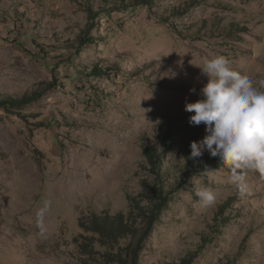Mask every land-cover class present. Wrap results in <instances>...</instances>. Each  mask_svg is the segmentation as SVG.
Masks as SVG:
<instances>
[{
    "label": "rangeland",
    "instance_id": "rangeland-1",
    "mask_svg": "<svg viewBox=\"0 0 264 264\" xmlns=\"http://www.w3.org/2000/svg\"><path fill=\"white\" fill-rule=\"evenodd\" d=\"M217 55L260 87L264 0H0V99L40 93L0 107V264H118L81 253V218L128 212L158 179L170 199L140 264H264V176L241 195L219 157L190 158L206 126L185 104Z\"/></svg>",
    "mask_w": 264,
    "mask_h": 264
},
{
    "label": "clouds",
    "instance_id": "clouds-1",
    "mask_svg": "<svg viewBox=\"0 0 264 264\" xmlns=\"http://www.w3.org/2000/svg\"><path fill=\"white\" fill-rule=\"evenodd\" d=\"M200 69L207 77L202 98L186 103L185 111L193 113L190 125L206 126V135L191 142L190 158L205 151L219 157L229 172L228 182L244 195L249 173L264 176V80L256 87L248 75L233 70L223 55L205 59ZM196 196L204 207L216 204L210 189H199Z\"/></svg>",
    "mask_w": 264,
    "mask_h": 264
},
{
    "label": "trees",
    "instance_id": "trees-1",
    "mask_svg": "<svg viewBox=\"0 0 264 264\" xmlns=\"http://www.w3.org/2000/svg\"><path fill=\"white\" fill-rule=\"evenodd\" d=\"M40 93L34 92L31 95L22 97H9L0 99V107H22L36 100ZM174 127L168 125L166 129L161 128L158 133L161 145L166 149L170 147L171 138L174 134ZM151 164H159V153L156 149L146 150ZM163 154V153H162ZM207 156L200 158L199 164L207 163ZM218 157L208 160V162L217 160ZM196 159V158H195ZM191 164L194 160L189 158ZM165 185L158 181L151 184L152 191L147 196L149 200L144 202L146 195H129L130 210L128 212L109 213L108 211H93L89 216L81 218L80 225L85 231L76 239L78 247L82 254L101 253L100 248L105 251L103 256H109L112 262L118 264H140V252L144 248L145 241L153 231L155 223L159 220L162 213L168 208L171 191L166 190ZM132 237L133 243L127 248L122 245L121 240L126 237ZM98 244L100 248L96 247ZM124 249L126 253H123ZM190 258L187 257L186 263ZM191 260V259H190ZM189 260V262H191Z\"/></svg>",
    "mask_w": 264,
    "mask_h": 264
}]
</instances>
